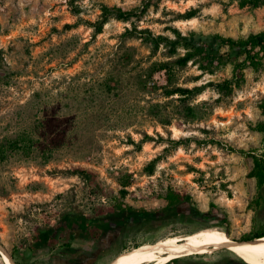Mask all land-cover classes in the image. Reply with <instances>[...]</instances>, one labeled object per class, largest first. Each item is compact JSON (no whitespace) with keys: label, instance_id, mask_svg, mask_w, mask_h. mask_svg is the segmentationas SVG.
Listing matches in <instances>:
<instances>
[{"label":"rangeland","instance_id":"374dc122","mask_svg":"<svg viewBox=\"0 0 264 264\" xmlns=\"http://www.w3.org/2000/svg\"><path fill=\"white\" fill-rule=\"evenodd\" d=\"M74 3L73 14L66 0H0V244L9 254L22 252L24 264H114L158 239L204 227L227 228L234 239L263 231L264 185L257 190L252 158L236 150L261 146L263 133L254 126L263 119L259 103L264 99V71L246 66L243 81L222 96L216 85L232 77L229 61H215L204 69L197 56L178 67L172 61L183 54L182 47L174 55L163 45L152 53L139 39L120 34L136 26L169 38L178 31L195 44L208 43L215 34L246 38L264 32V2L257 6L249 0ZM101 4L135 13L128 20L111 18L93 36L83 20H96ZM119 41L136 47L137 67L168 62L170 86L191 90L162 96L160 88L167 84L168 74L162 69L147 84L157 91L140 94V104L146 105L143 98L152 96L161 109L178 114L169 125L137 114L130 118L132 125L118 128L114 123L120 117L119 107L132 102V96L90 92L92 81L100 80L116 62L114 47ZM212 44L220 53L237 52ZM52 47L59 48L50 58L46 51ZM237 57L244 59L243 54ZM64 75L65 116L47 122L40 136L55 143L52 158L46 163L21 158V150L5 141L18 134L19 105L32 88H39L37 80L51 83ZM28 78L34 83L24 84L23 92L22 82ZM77 81L85 84L77 87ZM94 107L99 108L95 114L83 112ZM143 130L153 139L140 142ZM37 149L40 156L45 148ZM76 167L80 170L72 172ZM170 193L181 198L172 204ZM122 207L159 214L132 220L119 213ZM66 215L100 219L102 226L96 237L73 239V234L57 227ZM167 264L247 263L227 249L214 248Z\"/></svg>","mask_w":264,"mask_h":264},{"label":"trees","instance_id":"16d2710c","mask_svg":"<svg viewBox=\"0 0 264 264\" xmlns=\"http://www.w3.org/2000/svg\"><path fill=\"white\" fill-rule=\"evenodd\" d=\"M76 0H66L70 11L74 14L77 11V5L74 3ZM252 6L262 4L264 0H249ZM100 14L93 22L83 20L88 26L93 29V36L102 32L103 26L111 18L119 20H128L130 16L135 12L124 11L118 6H108L105 4L100 5ZM75 24H65L64 28H70ZM175 37L169 38L161 34H154L148 28L137 29L136 26L132 28H126L124 32L120 34V37L136 38L139 39L142 44L150 46L152 53L156 52L161 45L167 48V51L174 55L177 54L179 47L184 49L183 54L177 55L172 61L178 67L185 66L188 62L193 61L195 57H199V61L204 63V69L208 65H211L215 61H229L232 65V77L217 84L218 91L222 96H228L231 94L234 87L239 86L243 81L242 70L246 66H250L254 72L264 71V32L249 34L246 38L235 39L233 37H225L219 34L212 36V40L208 43L195 44L191 39H187L182 36L178 31H174ZM86 43V42H85ZM212 43L218 45L227 46L230 50L237 49L235 56L230 54L220 53L212 47ZM57 48H50L46 51L48 57L54 56ZM116 62L112 64L110 70H105L100 80L92 81L90 92L95 91L100 94H107L114 92L117 98H123L127 95H131L133 101L119 107L118 119L114 123V126L125 129L127 126L133 124L130 119L137 114L142 117L159 123L163 126L169 125L172 119L176 118V112L169 113L164 109H161L162 105L159 102H153L150 96L149 98H143L146 100V105L140 104L142 100V94L152 95L157 91V87L148 86L153 74L165 69L168 71L166 76L167 84L162 86L161 95L164 97H170L175 94L184 95L191 90L188 88H182L179 86H170L171 74L169 73V63L162 61H152L146 66H136L139 61L135 58L137 49L133 45H126L124 42L119 41L114 47ZM243 54L244 59L239 61L238 55ZM2 57V51L0 49V58ZM133 63V64H131ZM130 65L129 69L127 68ZM203 67V66H202ZM7 75V74H6ZM29 75V74H28ZM40 84L39 88H32L29 95L24 97L23 102L19 105L18 117L20 122V128L18 134L13 141L6 139L8 145H14L17 149L21 150L23 159L26 160H38L41 163H46L52 158L51 147L55 144L51 140H41V133L45 130L47 122L51 119H61L65 116L64 103L62 102L64 90L67 86L66 76L59 78H53L51 83L46 81L37 80ZM34 83L32 79H27L22 82V91L25 92V85ZM82 81H77L76 86L80 87L84 85ZM141 94V95H140ZM183 99V98H180ZM93 107V106H92ZM190 108V107H189ZM259 108L263 119L258 121L254 126V129L263 133L261 146L256 150H236L242 155H249L252 158V170L251 175L255 177L256 188L260 190L264 185V99L259 103ZM79 110V108H78ZM99 111L98 107L91 108L89 111L83 112L95 114ZM178 115V114H177ZM142 138L140 142L146 140H152L153 137L146 131H142ZM157 135H159L157 133ZM159 137H161L159 135ZM12 142V143H11ZM180 143V142H178ZM43 146V147H41ZM37 148H45L42 150V154L38 156ZM232 151H234L231 148ZM254 151H257L256 154ZM79 167H76L72 172H78ZM181 197L177 194L170 193L169 200L173 204ZM119 213H126V217L132 220L144 219L154 217L159 214V211H146L144 209H134L131 207H122L119 209ZM101 220L93 218H83L72 215H66L65 218L58 224L57 227L65 228L68 231V235L73 234V239H85L89 237H96L98 230L101 228ZM229 233V229H224ZM53 231V230H52ZM264 235L263 231H256L251 237H243L241 239H251L254 237ZM10 256L16 264H24V254L20 251L10 252ZM174 260V259H173ZM4 264V262H3Z\"/></svg>","mask_w":264,"mask_h":264},{"label":"bare ground","instance_id":"6f19581e","mask_svg":"<svg viewBox=\"0 0 264 264\" xmlns=\"http://www.w3.org/2000/svg\"><path fill=\"white\" fill-rule=\"evenodd\" d=\"M224 248L247 264H264V235L251 239H234L220 227H204L185 235H170L149 246L133 251L114 264H167L191 254H204ZM4 264H16L0 244Z\"/></svg>","mask_w":264,"mask_h":264},{"label":"water","instance_id":"95a60500","mask_svg":"<svg viewBox=\"0 0 264 264\" xmlns=\"http://www.w3.org/2000/svg\"><path fill=\"white\" fill-rule=\"evenodd\" d=\"M2 247H3L4 251H5L8 255H10L9 252H8V250H7L3 245H2Z\"/></svg>","mask_w":264,"mask_h":264}]
</instances>
